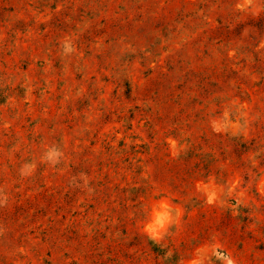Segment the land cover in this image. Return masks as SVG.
<instances>
[{"label":"rangeland","instance_id":"obj_1","mask_svg":"<svg viewBox=\"0 0 264 264\" xmlns=\"http://www.w3.org/2000/svg\"><path fill=\"white\" fill-rule=\"evenodd\" d=\"M0 264H264V0H0Z\"/></svg>","mask_w":264,"mask_h":264}]
</instances>
